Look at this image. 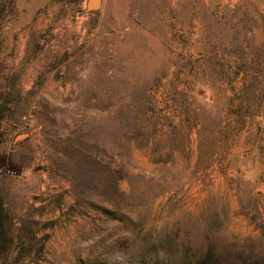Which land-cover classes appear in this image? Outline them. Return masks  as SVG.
I'll list each match as a JSON object with an SVG mask.
<instances>
[{
  "label": "rangeland",
  "instance_id": "1",
  "mask_svg": "<svg viewBox=\"0 0 264 264\" xmlns=\"http://www.w3.org/2000/svg\"><path fill=\"white\" fill-rule=\"evenodd\" d=\"M0 153V264H263L264 0H0Z\"/></svg>",
  "mask_w": 264,
  "mask_h": 264
},
{
  "label": "trees",
  "instance_id": "2",
  "mask_svg": "<svg viewBox=\"0 0 264 264\" xmlns=\"http://www.w3.org/2000/svg\"><path fill=\"white\" fill-rule=\"evenodd\" d=\"M7 219H8V215H7V212L4 208L3 200L0 196V235L4 234L3 233V227H4ZM7 251H8V245H6L5 247H2L0 245V259H2L3 257H6Z\"/></svg>",
  "mask_w": 264,
  "mask_h": 264
},
{
  "label": "built area",
  "instance_id": "3",
  "mask_svg": "<svg viewBox=\"0 0 264 264\" xmlns=\"http://www.w3.org/2000/svg\"><path fill=\"white\" fill-rule=\"evenodd\" d=\"M10 177L16 180H25L28 177V173L24 171H18L15 169L0 167V177Z\"/></svg>",
  "mask_w": 264,
  "mask_h": 264
},
{
  "label": "water",
  "instance_id": "4",
  "mask_svg": "<svg viewBox=\"0 0 264 264\" xmlns=\"http://www.w3.org/2000/svg\"><path fill=\"white\" fill-rule=\"evenodd\" d=\"M97 7H98V0L96 1L89 0L87 4L88 11H94L97 9Z\"/></svg>",
  "mask_w": 264,
  "mask_h": 264
},
{
  "label": "crops",
  "instance_id": "5",
  "mask_svg": "<svg viewBox=\"0 0 264 264\" xmlns=\"http://www.w3.org/2000/svg\"><path fill=\"white\" fill-rule=\"evenodd\" d=\"M93 1H96V0H93ZM89 0H86V5L88 4ZM1 154V153H0ZM3 162H7L8 163V160L5 158V159H2Z\"/></svg>",
  "mask_w": 264,
  "mask_h": 264
}]
</instances>
